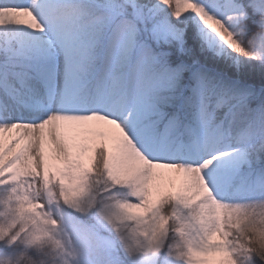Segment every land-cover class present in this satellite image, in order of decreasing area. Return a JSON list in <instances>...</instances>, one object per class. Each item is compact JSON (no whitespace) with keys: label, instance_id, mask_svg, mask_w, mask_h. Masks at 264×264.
Segmentation results:
<instances>
[{"label":"snow or ice","instance_id":"1","mask_svg":"<svg viewBox=\"0 0 264 264\" xmlns=\"http://www.w3.org/2000/svg\"><path fill=\"white\" fill-rule=\"evenodd\" d=\"M0 264H264V0H0Z\"/></svg>","mask_w":264,"mask_h":264}]
</instances>
